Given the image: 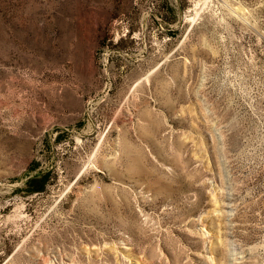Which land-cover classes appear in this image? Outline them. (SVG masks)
Returning <instances> with one entry per match:
<instances>
[{"label": "rangeland", "instance_id": "374dc122", "mask_svg": "<svg viewBox=\"0 0 264 264\" xmlns=\"http://www.w3.org/2000/svg\"><path fill=\"white\" fill-rule=\"evenodd\" d=\"M0 264H264V0H0Z\"/></svg>", "mask_w": 264, "mask_h": 264}, {"label": "trees", "instance_id": "16d2710c", "mask_svg": "<svg viewBox=\"0 0 264 264\" xmlns=\"http://www.w3.org/2000/svg\"><path fill=\"white\" fill-rule=\"evenodd\" d=\"M35 191H41V186H35L33 187L31 192H35Z\"/></svg>", "mask_w": 264, "mask_h": 264}]
</instances>
